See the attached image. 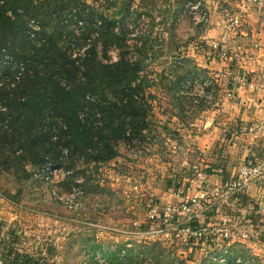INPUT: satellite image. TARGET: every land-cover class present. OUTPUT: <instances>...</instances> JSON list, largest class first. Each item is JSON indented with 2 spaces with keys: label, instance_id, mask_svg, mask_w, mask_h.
Segmentation results:
<instances>
[{
  "label": "rangeland",
  "instance_id": "374dc122",
  "mask_svg": "<svg viewBox=\"0 0 264 264\" xmlns=\"http://www.w3.org/2000/svg\"><path fill=\"white\" fill-rule=\"evenodd\" d=\"M67 1L79 9L81 19L90 20L91 23L101 20L102 14L116 18L115 14L120 13L123 5L119 0ZM133 1L137 4L141 2ZM186 1L189 10L181 11L176 20V0H142L149 9L148 13L158 23V28L150 34L149 23L148 35L154 42V49L148 63L151 81L156 86L148 90V98L154 112V125L145 131L144 141L134 142L138 146L134 149L137 153H148L155 142L157 146H164L161 152L165 153L167 137H163V132L175 139L181 135L177 130L180 127L174 125L178 123L173 121L174 116H179L189 125L201 114V119L209 115L203 111L217 101H238L236 95L230 99L226 94L229 88L225 87V69L222 66L216 68L215 65L213 69L210 68L212 55L206 46L200 45L205 41L202 36L210 26V21L204 22L195 8L203 0ZM191 2L194 4L190 7ZM124 3L128 4L127 1ZM81 19L74 20L72 28L67 27L68 36L73 42L69 45L71 54L68 53L73 58L84 56L91 49L86 45V39L90 37L88 32L79 28L82 26L79 23ZM175 20L179 25L174 44L161 42L157 35L162 30L159 25H169L170 22L175 23ZM28 22L29 36L33 41L30 49L42 48L46 55L56 57L62 52L54 48L55 45L68 47L55 43L56 35L49 23L43 28L42 23L34 17H30ZM136 22L142 30L144 27L141 21L138 19ZM55 26L53 23L52 27ZM132 37H135L134 34ZM161 38L167 42L170 40L166 34ZM97 52L103 55L106 51L103 46H99ZM107 52L113 61L118 60L115 49L111 48ZM183 56L193 60V66L182 62ZM176 60L182 62L180 65L184 70L197 72L198 75L196 80L185 78L184 84L176 87L171 94L163 88L171 85L172 62ZM12 72H16L15 69L2 73V76L14 81L16 78ZM0 86L3 88L4 83ZM229 91L232 95L235 90ZM241 94L239 99L249 92L243 91ZM254 97L247 96V99ZM0 109L5 110V107L0 105ZM3 117L0 114V118ZM167 117L169 123L165 122ZM156 130L159 136H156ZM118 151L121 159H124L122 162L113 159L98 169L94 165L79 162L77 181L72 188L65 181L68 173L60 167H53L49 161L44 166L32 168L30 171L33 175L28 179H20L9 173L1 174L0 264H13L16 259L26 258L42 264H209L201 248L190 250L189 237L184 240L172 235L157 236L146 224L145 213L149 208L146 210V199H139L131 179L139 174L137 180L142 183L144 190L161 195L167 188L164 173L170 170L166 171L161 162L133 167L126 146L120 145ZM136 222H140L141 226H136ZM178 223L180 220H174L173 227Z\"/></svg>",
  "mask_w": 264,
  "mask_h": 264
},
{
  "label": "trees",
  "instance_id": "16d2710c",
  "mask_svg": "<svg viewBox=\"0 0 264 264\" xmlns=\"http://www.w3.org/2000/svg\"><path fill=\"white\" fill-rule=\"evenodd\" d=\"M119 1L123 5L116 18L102 14L101 20L91 23L81 19L79 9L67 0H0V84L4 83L3 88L0 86V105L5 107L0 109L4 115L0 118V175L28 179L33 175L32 168L49 161L68 173L65 181L72 188L79 162L98 169L119 157L120 145L132 149L138 147L135 141L145 140V131L154 125L148 90L156 86L149 72L154 42L148 27L151 22V34L158 23L142 0L139 4ZM186 5V0H176V20L181 11L189 10ZM30 17L40 21L43 28L49 23L55 43L68 46L55 45L62 52L60 56L29 48L33 42ZM80 19L79 28L88 32L86 45L91 49L73 58L67 27L72 28L74 20ZM176 20L159 25L161 42L174 44L179 25ZM165 34L168 42L161 38ZM99 46L104 47L105 54L99 55ZM111 48L117 52L116 61L108 55ZM181 60L194 63L185 56ZM182 62H172L171 85L163 88L171 94L185 78H197L198 73L184 70ZM13 69L14 81L2 76ZM13 264L42 263L16 259Z\"/></svg>",
  "mask_w": 264,
  "mask_h": 264
},
{
  "label": "crops",
  "instance_id": "0c3cea01",
  "mask_svg": "<svg viewBox=\"0 0 264 264\" xmlns=\"http://www.w3.org/2000/svg\"><path fill=\"white\" fill-rule=\"evenodd\" d=\"M203 1L210 14V26L202 36L205 41L200 45L206 46L212 55L210 68L213 69L215 65L216 68L222 66L225 69V87L235 90L231 95L228 89L226 94L230 99L236 95L238 101H217L203 111L209 115L201 119V114L189 125L179 116H174L173 121L178 122L174 125L180 127L177 130L181 135L175 139L163 132V137H167L165 153L161 152L164 146H157L156 142L148 153L128 149L133 167L161 162L166 171L170 170L164 173L167 188L161 195L144 190L137 180L139 174L131 180L139 199H146V210L150 197H155L161 204L180 201L169 185L177 175H181L183 183L193 189H205L217 194L209 214L198 216L201 226L215 229L237 222L245 227L250 237L224 240L221 235H212L201 245V253L206 255L207 260L215 253V256L226 257L230 261L242 258L245 264H264V176L255 180L249 189H228V185H233L240 165L250 160L264 161V88L261 87L264 80V8L253 0ZM223 7L246 12V23L235 37L226 32ZM224 40L234 46L229 60L217 58L210 47L214 42ZM238 74L246 76L248 82L255 81L259 85L256 91L249 87L234 88L232 80ZM236 90L238 92L235 94ZM243 91L253 95L245 94L239 99ZM247 96L255 97L248 100ZM165 122L169 123V118ZM155 132L159 136L158 131ZM255 132L258 137H255ZM114 160L122 162L124 159L119 156Z\"/></svg>",
  "mask_w": 264,
  "mask_h": 264
},
{
  "label": "built area",
  "instance_id": "2783aa9c",
  "mask_svg": "<svg viewBox=\"0 0 264 264\" xmlns=\"http://www.w3.org/2000/svg\"><path fill=\"white\" fill-rule=\"evenodd\" d=\"M253 2L260 7L264 8V0H253ZM193 2L190 3V7L193 6ZM200 17L204 22L210 21V14L207 11L204 1L198 3L195 7ZM224 12V27L226 32L230 36H236L240 33V30L244 27L247 15L242 9L238 10H226L222 8ZM212 50L216 54L217 58L222 60L231 59V53L234 50V46L227 40L214 42L211 46ZM234 88L249 87L256 89L259 85L255 81L248 82V79L244 75H235L233 77ZM261 87L264 88V80L261 82ZM233 90V89H232ZM255 137H258V133L255 132ZM264 176V161H247L240 165L237 170L236 178L233 185H228V189L240 190L249 189L250 185L260 177ZM181 175L174 176L169 185L173 194L180 200L177 203H170L165 206L161 205L156 198H151L150 205L147 207V226L155 231V235H166L179 237L187 240L191 245L189 248L194 250L201 248V245L208 239V237L214 235H221L224 240H231L235 237L249 238L250 234L247 232L242 224L237 222H230L223 227L215 229H209V227H202L200 221L197 219L199 215L207 216L209 214L211 206L215 203L217 194H212L205 189H193L191 186L183 183ZM192 183L191 180H187ZM174 220H180L175 227L172 223ZM224 224V223H222ZM136 226H141L140 222L135 223ZM153 237V236H151ZM192 239L194 241H192ZM213 253L208 259L209 264H244V260L239 258L234 261L228 260L226 257L215 256Z\"/></svg>",
  "mask_w": 264,
  "mask_h": 264
}]
</instances>
